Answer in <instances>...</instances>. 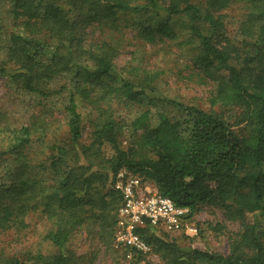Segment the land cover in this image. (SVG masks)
Wrapping results in <instances>:
<instances>
[{
	"label": "trees",
	"instance_id": "1",
	"mask_svg": "<svg viewBox=\"0 0 264 264\" xmlns=\"http://www.w3.org/2000/svg\"><path fill=\"white\" fill-rule=\"evenodd\" d=\"M234 2L246 10L230 37L221 12ZM159 45L189 61L210 108L161 90L165 71L146 63ZM0 77V264H94L101 249L115 264L130 251L143 264H264V0H0ZM120 170L190 220L208 205L238 222L228 253L149 225L137 232L157 262L115 247ZM77 233L89 250L70 247Z\"/></svg>",
	"mask_w": 264,
	"mask_h": 264
},
{
	"label": "rangeland",
	"instance_id": "2",
	"mask_svg": "<svg viewBox=\"0 0 264 264\" xmlns=\"http://www.w3.org/2000/svg\"><path fill=\"white\" fill-rule=\"evenodd\" d=\"M193 1L197 2L199 0ZM245 10L246 7L242 3L234 2L221 12V14L224 15L226 31L230 37H235L238 22ZM9 29L12 30V27L9 26ZM109 33L110 34L107 35L111 36L112 34L114 38L118 35L126 37L125 34ZM126 41L127 40L119 42L120 46H122L119 48V54H117L114 59V64L117 67L125 66L126 62L131 57L129 51L132 47L129 44H124ZM148 49L150 52L146 53L147 65L149 67L156 65L165 71L164 80L162 79L161 82H158L162 85L161 90L164 93L177 98L183 105L196 106L201 109L210 108L207 98L209 86H204L200 83L201 80L198 78L196 74L197 72L191 69L188 60L179 55L178 51L180 50L177 47L172 45H159L154 49H151L148 46ZM5 93H7L5 79L0 77V96ZM5 104L7 105L8 103ZM236 115V111H227L224 113L227 123H229L235 130L239 129L241 126L236 121ZM104 151L107 156L112 154V151L108 147H104ZM248 219H251L250 215L248 216ZM257 219L260 227L264 229V213L258 215ZM190 222L197 228L198 232L196 236L184 238L185 236H182L181 233H174L171 237H173L179 244L189 245L193 248L209 252H217L223 255L228 253L230 236L239 229L238 222H230L226 220L223 213L218 208L208 205L202 207ZM35 223L31 222V229L28 232L29 240L35 243V248L40 247L41 251L45 253L49 250V247L47 243L43 242L41 239L38 241L39 237L37 236V232L40 234L42 233L43 225L40 224V222ZM218 226H220L219 229L217 228ZM77 235V237L71 240L70 247L73 248L75 252H83L85 249L89 250L92 245L90 239L85 238L83 234L79 235V233H77ZM135 258L136 256L134 253L130 251L126 254L125 258L120 260V264H143L142 261L135 262ZM145 258L146 260L157 262V256L154 254L150 253L146 255ZM93 263L115 264L112 260L106 259L105 256H103L102 249L98 252Z\"/></svg>",
	"mask_w": 264,
	"mask_h": 264
},
{
	"label": "built area",
	"instance_id": "3",
	"mask_svg": "<svg viewBox=\"0 0 264 264\" xmlns=\"http://www.w3.org/2000/svg\"><path fill=\"white\" fill-rule=\"evenodd\" d=\"M115 187L120 191L122 202L117 212V231L114 246H129L143 254L150 252L137 230L149 225L168 234L197 235V228L191 224L189 210L178 207L156 188L141 177L126 170L117 173Z\"/></svg>",
	"mask_w": 264,
	"mask_h": 264
}]
</instances>
